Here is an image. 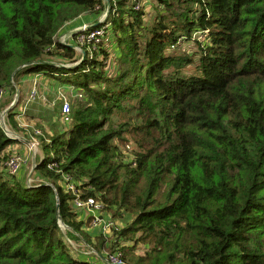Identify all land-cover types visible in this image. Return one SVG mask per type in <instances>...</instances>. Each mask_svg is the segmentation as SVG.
<instances>
[{"label": "trees", "instance_id": "trees-1", "mask_svg": "<svg viewBox=\"0 0 264 264\" xmlns=\"http://www.w3.org/2000/svg\"><path fill=\"white\" fill-rule=\"evenodd\" d=\"M106 1L0 0V112L15 84L13 130L36 77L76 97L67 131L36 136L54 166L40 157L34 185L5 176L15 141L0 124V264H90L62 239L60 222L84 226L64 177L114 222L87 240L105 259L264 264V0ZM76 25L105 34L79 53L78 34L57 40Z\"/></svg>", "mask_w": 264, "mask_h": 264}, {"label": "rangeland", "instance_id": "rangeland-1", "mask_svg": "<svg viewBox=\"0 0 264 264\" xmlns=\"http://www.w3.org/2000/svg\"><path fill=\"white\" fill-rule=\"evenodd\" d=\"M131 1H132L131 4H135L137 0H131ZM106 2H110V1L107 0ZM151 5L153 4L150 1H147V3L141 2L138 4L140 8L144 7V10L146 12V15H147L145 18L146 25L152 24L154 22L155 17L157 16L155 10L152 8ZM115 15L117 14L115 13ZM110 16L111 15L104 13L100 19V23L105 24L107 20H110L109 19ZM82 28L83 26L78 27L75 29V31H72L71 33V35L78 34V37L79 38L81 37L80 39L79 38L77 39L76 50L79 53L82 50V47L87 45V36L84 35L85 36L84 37L83 34L82 35L80 34L81 33L80 31L82 30ZM85 29H90V26H87ZM71 35L60 36L57 40L63 44H68L70 42L69 37ZM196 37L199 38L200 36L196 35ZM108 46L109 44L105 45L106 48ZM192 46L193 44H184L183 49H188L187 51L193 52L194 49L191 48ZM81 62H82V59L80 58L78 61H76L75 64H70L68 66H71L72 68H76V66L80 65ZM47 81H45V79L43 78L40 79V85L38 84V89H39L38 97H36L35 100L31 101L26 106L27 108L26 112L28 114V117L24 116L25 108L22 106L18 107L19 108L18 113H20L21 115H18L16 117V120L23 122L25 123V125L28 126L27 127L28 129H26L28 130L27 135H25L26 130L21 125L20 126L22 127V129H24V131L22 129L18 131L16 130L14 131L11 124L9 123L8 121L9 119L7 116L9 112L7 113L6 111L10 109L9 107L11 104L7 107V109L0 112L1 127L3 128L4 126H6L7 130L9 129L8 131L11 135L9 137L15 141L14 143H12V145L8 147L6 151V155H8L9 157L11 156L20 157L25 162V165L22 167L16 179L24 183L26 182L28 186L36 184L37 180L35 178V172H36L35 169L39 165V162H38L39 158L40 157L42 158V156L44 155L43 149L41 147H38V151H37L35 149H32V146H31L32 144H30L31 140H34L33 138H34L35 132H40L41 134H43L46 131V134H48L47 136H49L50 135L49 133L53 131L55 135L57 136L59 135L58 134L59 132L63 133L67 131L66 127L68 126L62 124L60 120L62 110H63L62 106L64 102H67L70 107H73L72 105H75V100H76L75 99L76 97H73L71 95V92L74 90L73 88L70 89L69 91L70 93H69L64 88H62L61 85H54V83H51L49 81L47 82ZM14 88L15 90L17 88L15 84H14ZM31 88H28V90L30 91H28L25 97V100L29 98L30 93H31ZM48 91L50 94H48ZM15 98H16V95H14L13 97L14 101H15ZM21 105L23 104L21 103ZM16 106L17 104L14 107ZM14 107H12V110L14 109ZM71 113H72V109H71ZM12 134L14 136L16 135L18 139L14 138ZM126 139L132 142V140H130L131 139L130 137H126ZM37 140L39 141V138H37ZM129 145L126 147L127 150L133 148L132 144H129ZM35 153L36 155H34ZM47 162H51V161H47ZM43 185L47 186V185H52V184L43 182ZM62 185H63V188L65 189L66 182L63 181ZM75 187H77V185H75ZM76 213L80 215V218H78L76 221L79 223L82 222L84 224L83 230L80 231V233L74 232L67 224L62 222L61 223V234H63V236L62 235L61 236H62V239H64V241L66 242V244L70 246L69 248L72 253V256L78 260V256H80L81 253L91 252L88 250L89 245L87 243V240L91 236L95 235L94 233L95 231L92 230L89 215L86 214V212L76 211Z\"/></svg>", "mask_w": 264, "mask_h": 264}, {"label": "built area", "instance_id": "built-area-1", "mask_svg": "<svg viewBox=\"0 0 264 264\" xmlns=\"http://www.w3.org/2000/svg\"><path fill=\"white\" fill-rule=\"evenodd\" d=\"M86 27L87 26H83L80 32H83V33L86 32L88 30V29H85ZM103 31L104 30L93 31V33H90V35L87 37V41H90L92 43L95 42L96 44H98L101 41V38L103 37V35L105 34ZM38 95H39L38 83L34 82L33 87L31 88V93H30L29 98L24 101L25 102L23 106L25 108L24 115L27 110L26 106L31 101L35 100L36 97H38ZM62 107H63V110H62V114L60 118L61 123L69 127L71 120H72L71 119V107L69 106L67 102H64ZM18 122L23 128L28 129L27 128L28 126L25 125V123L20 122V121ZM36 136H42V134L40 132H35V136L33 138L34 140H31L30 144H32L31 145L32 149H35L38 151L39 144H38V140ZM44 161H46V158L42 157L40 162L43 163ZM24 165H25V162L20 157H16V156L9 157V159L6 161V165L4 166V170H3L5 176L8 178H16ZM48 165L50 167L54 166L52 162L51 163L48 162ZM64 179H65L64 181L66 182L65 191L68 193H71V195L75 197V200L73 201L74 209L78 212L84 211L86 212V214L89 215L92 229L100 230L104 236L111 234V231L113 228H115V225H114V222H112L107 217V215L103 214L104 206L100 203H97L94 199L83 201L79 193L77 192V187H75V185L70 181L69 178L64 177ZM88 250L91 251L90 254L96 255L95 251H93L92 248L89 247ZM106 260L108 264H125L123 261V255L121 252H117L116 254H110Z\"/></svg>", "mask_w": 264, "mask_h": 264}, {"label": "crops", "instance_id": "crops-1", "mask_svg": "<svg viewBox=\"0 0 264 264\" xmlns=\"http://www.w3.org/2000/svg\"><path fill=\"white\" fill-rule=\"evenodd\" d=\"M80 21V20H79ZM76 22H78V21H75L74 23H71V24H68V26L66 27V29L67 28H72L74 25H75V23ZM80 22H82V21H80ZM76 28H78V27H82V25H76L75 26ZM75 28V29H76ZM75 29H73V30H71L69 33H68V35H71V33H72V31H75ZM40 79H42V78H40ZM40 79L39 78H35V79H33V83H32V85H31V87H33V84H34V82H37L39 85H40ZM17 88L19 89V87L17 86ZM12 104V103H11ZM11 148V147H10ZM9 148V149H10ZM103 214H105V215H107L106 213H103ZM107 217L110 219L111 217L109 216V215H107ZM92 230H94L95 232L94 233H97L96 231H97V229H92ZM99 231V230H98ZM78 260H83V261H85V262H89L90 264H108L107 263V260L105 259V258H103L102 256H96L95 257V255H93V254H90L89 252L88 253H81V255L80 256H78Z\"/></svg>", "mask_w": 264, "mask_h": 264}, {"label": "water", "instance_id": "water-1", "mask_svg": "<svg viewBox=\"0 0 264 264\" xmlns=\"http://www.w3.org/2000/svg\"><path fill=\"white\" fill-rule=\"evenodd\" d=\"M75 33V32H74ZM61 68H67V69H71L72 67L71 66H65V65H59ZM16 90H17V92H16V98H15V101L10 105V109H8L6 112L8 113L10 110H12V107H14L17 103H18V100H19V96H20V90H18V88H16ZM5 127V128H4ZM3 127V130H4V132L8 135V136H11L10 135V133H9V129L7 130V127L6 126H4ZM12 136L14 137V138H17V136L15 135H13L12 134ZM18 139V138H17ZM16 139V140H17ZM29 143V142H28ZM34 155H36V154H34ZM60 226H61V222H60ZM96 253V252H95ZM97 254V253H96ZM97 256L99 257L100 255H98L97 254Z\"/></svg>", "mask_w": 264, "mask_h": 264}]
</instances>
